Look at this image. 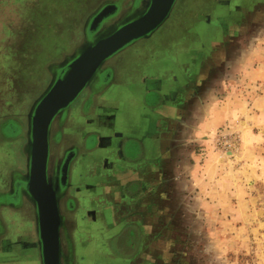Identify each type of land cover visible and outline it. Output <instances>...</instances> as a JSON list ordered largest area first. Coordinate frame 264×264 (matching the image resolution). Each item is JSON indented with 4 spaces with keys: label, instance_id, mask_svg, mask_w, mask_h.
Segmentation results:
<instances>
[{
    "label": "rangeland",
    "instance_id": "obj_1",
    "mask_svg": "<svg viewBox=\"0 0 264 264\" xmlns=\"http://www.w3.org/2000/svg\"><path fill=\"white\" fill-rule=\"evenodd\" d=\"M105 1L0 0V126L14 119L25 131L48 68L79 45L85 19ZM172 11L156 43L168 31L203 35L212 26L229 36L227 50L196 59L211 96L196 116L192 179H182L184 191L172 198L166 187L164 223L150 232L148 253L158 264H264V0H177ZM10 131L0 130V199L24 165V138ZM0 213L12 221L3 223L0 264H38L28 212ZM71 219L75 227L92 224ZM77 252L74 240L75 264Z\"/></svg>",
    "mask_w": 264,
    "mask_h": 264
},
{
    "label": "crops",
    "instance_id": "obj_2",
    "mask_svg": "<svg viewBox=\"0 0 264 264\" xmlns=\"http://www.w3.org/2000/svg\"><path fill=\"white\" fill-rule=\"evenodd\" d=\"M221 31L151 37L111 63L113 80L81 117L82 136L97 143L74 173L78 223H92L76 238V264H158L148 253L150 232L164 223L166 187L172 198L192 179L196 116L211 96L196 62L226 49Z\"/></svg>",
    "mask_w": 264,
    "mask_h": 264
},
{
    "label": "water",
    "instance_id": "obj_3",
    "mask_svg": "<svg viewBox=\"0 0 264 264\" xmlns=\"http://www.w3.org/2000/svg\"><path fill=\"white\" fill-rule=\"evenodd\" d=\"M177 0H132L122 11L116 4L100 8L86 25L88 38L72 55L51 65L50 80L26 116L23 154L26 169L16 185L35 207L40 264H60V215L57 193L66 184L72 157L68 156L58 181L52 185L47 171L49 134L55 121L64 119L84 91L96 95L111 82L108 63L134 43L149 38L169 17ZM108 68L105 73L100 72ZM100 75V76H99Z\"/></svg>",
    "mask_w": 264,
    "mask_h": 264
},
{
    "label": "flooded vegetation",
    "instance_id": "obj_4",
    "mask_svg": "<svg viewBox=\"0 0 264 264\" xmlns=\"http://www.w3.org/2000/svg\"><path fill=\"white\" fill-rule=\"evenodd\" d=\"M108 4H116L122 11H124L132 5V0H108V1L101 3L85 19L82 25V28L80 30L81 41L79 45L75 47L72 53L65 55L61 61H63L65 57L72 55L85 41L88 40V38H86L85 36L87 22L90 20L91 16L94 15V13H96L100 8ZM170 16H171V13L169 17ZM169 17L167 20L170 19ZM167 20L165 22H168ZM163 24L157 30H159L163 26ZM210 29L213 31L216 30L213 28V26ZM155 32L149 38L144 39V40H148L151 37H153ZM173 32L174 31H168L167 35H170ZM113 60H110L107 66V67H110L109 69L112 71L111 81L113 80V77H114V67L111 65ZM106 70H108V68H105L104 70H102L100 72V75L105 73ZM48 75H49V80H50L49 70H48ZM109 85H107L105 89ZM44 89L42 90V92L44 91ZM40 94L32 101V103L40 96ZM96 95L92 94L91 91L84 90L79 95V97L74 101V103H72V105L70 106L66 117L59 121H55L52 124L51 129H50L49 156H48V163H47V171H48V175L51 178L52 185L55 184V182L57 181L59 183L61 166L64 160L68 156L72 157L69 167H68L66 184L63 188H60L57 193V208H58V212H59L60 220H61L60 228H59L60 264H75L74 240L76 242V238L82 237L84 233V227L82 226L75 227L74 221L71 219L72 216H75L77 214V206H78L77 196L75 195L76 187L74 186V183H75L74 173H75V168H76V164H77L79 157L83 153L92 151V149L94 148V146H96V143H97V138L95 135L88 134L87 136L83 137L81 133V128L83 126L81 117L86 112V110L91 109L93 100ZM32 103L30 104L27 110V113ZM27 113L25 115V120H26ZM0 130H1V133L2 134L5 133V135L9 133L8 132L9 130H11L10 131L11 133L16 132L14 136L24 138V145H25V136H24L25 131L22 132L21 122L14 120V119H12L11 121H6L0 126ZM25 130H26V123H25ZM22 155L24 159L23 168L12 171L10 175L8 176L7 188L5 191L2 192L3 195L1 196L2 198L0 199V211L5 210L7 212L9 211V212H14V213H20L21 211L28 212L30 220L27 223H29V228L34 235V243L37 247V252H38V260H39L38 264H40V256H39V250H38V245H37L38 234H37V228H36L35 207H34V204L30 200L22 196V194L19 192V189L16 188V185L23 180L22 178H23V175L26 169V161H25V156L23 154V148H22ZM76 221L78 223L77 219ZM3 223H12V221L8 220L7 222H5V220H2L1 213H0V238L4 236L5 230H6V227L4 228ZM125 232H128V231H125ZM123 246L124 245L121 244V247ZM125 249H126V246H125Z\"/></svg>",
    "mask_w": 264,
    "mask_h": 264
}]
</instances>
